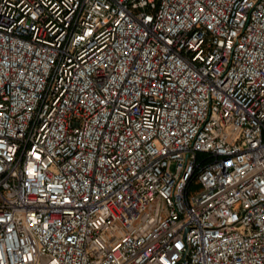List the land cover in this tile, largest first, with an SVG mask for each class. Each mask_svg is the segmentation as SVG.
Listing matches in <instances>:
<instances>
[{
	"label": "built area",
	"instance_id": "1",
	"mask_svg": "<svg viewBox=\"0 0 264 264\" xmlns=\"http://www.w3.org/2000/svg\"><path fill=\"white\" fill-rule=\"evenodd\" d=\"M0 264H264V0H0Z\"/></svg>",
	"mask_w": 264,
	"mask_h": 264
}]
</instances>
